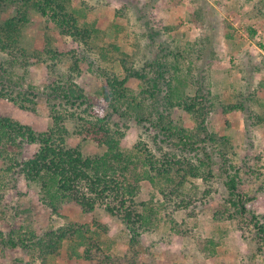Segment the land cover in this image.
<instances>
[{
    "label": "rangeland",
    "instance_id": "1",
    "mask_svg": "<svg viewBox=\"0 0 264 264\" xmlns=\"http://www.w3.org/2000/svg\"><path fill=\"white\" fill-rule=\"evenodd\" d=\"M253 5L259 6L263 13H255ZM70 9L80 25L91 31L87 44L61 36L54 26L31 11L29 21L22 27L20 47L30 55L40 50L49 37L51 44L65 53V58L50 72L47 63L51 65V60L39 62L30 57L25 64L19 52L13 55L1 53L2 58H17L14 76L25 74L22 84H19L20 89L31 85L37 94L34 111L22 110L10 99L0 98V112L10 114L37 132L45 131L51 120L46 96L42 93L44 85L52 75L55 78L64 75L70 67V59H78L80 72L70 77L88 97L80 109L86 107L87 115H109L111 122L122 123L124 135L121 146L125 151L131 153L138 142L143 141L158 155L156 145L151 142V128L138 123L133 116L119 118L116 117L118 113L113 114L111 104H114V96L108 86L105 87L101 75L104 72L110 75L121 73L116 50L132 55L134 62L144 67L160 51L169 54L182 52L188 58L180 62L184 71L192 69L197 74L199 69H206L214 95V106L208 116L209 129L229 139L230 148L226 150L232 170L240 171L242 188L256 198L253 211L264 215V0H73ZM12 10L2 11L0 20L12 16ZM201 21L205 22L204 25H200ZM208 40L211 41L209 45ZM204 45L212 47L216 54L214 60L210 58L206 62V56L200 59L202 52L209 53ZM14 81L19 80L15 78ZM127 85L138 90L135 81ZM192 88L190 86L191 93ZM244 90L254 95L246 112L238 110L224 115L222 107L234 101V94ZM149 106L151 104L147 102L146 109ZM259 118L261 120L257 121ZM171 119L177 125L191 130L195 128L191 117L180 108L171 111ZM66 125L70 131L66 139L69 146H77L87 155L101 154L106 149L105 145L74 133L72 122L66 121ZM162 146L170 147L166 143ZM15 149L9 147L8 151L13 153ZM35 149L34 144L24 145L23 157H28ZM174 151L180 152L177 148ZM0 167H4L1 159ZM248 168L257 170L250 172ZM218 171L214 168V177L208 184L201 179H186L184 192L196 198L188 209L173 212L175 220L183 223L182 233L177 234L168 222L160 218L151 231L141 235L136 246L141 252L137 264H264V238L252 239L255 233L249 214L235 219L219 218L217 214L223 209L226 198L225 174ZM156 183L159 188L164 185ZM140 188L137 200L147 203L162 201L160 191L148 180H142ZM207 188L209 193L202 196ZM0 193V209L4 210L0 211V229L4 231L15 224L30 226L42 234L48 228L68 221L92 225L97 222L100 227H105L93 234L102 253L120 258L128 249L127 230L120 220L102 209L82 212L74 205L62 204L59 213L55 214L42 202L39 187L34 183L27 184L22 177H18L14 185L8 176ZM196 239L213 241L203 244L202 249ZM67 248L64 242L58 254L43 260L23 253L18 247L0 248V264H97L96 260L69 257ZM79 250L83 251L84 247ZM104 254L98 259H105Z\"/></svg>",
    "mask_w": 264,
    "mask_h": 264
},
{
    "label": "trees",
    "instance_id": "2",
    "mask_svg": "<svg viewBox=\"0 0 264 264\" xmlns=\"http://www.w3.org/2000/svg\"><path fill=\"white\" fill-rule=\"evenodd\" d=\"M72 1L0 0V13L12 8L14 13L0 20V98L10 99L22 110H35L34 97L37 91L31 85L20 89L19 84H22L25 74L14 76L17 58H2L1 53L13 55L19 52L25 64H28L27 59L30 57H35L39 62L51 60V65L47 63L50 72L65 58V53L54 47L49 37H46L45 45L40 50L30 55L25 52V48L20 47L22 27L29 21L31 11L42 16L61 36L87 44L91 31L81 26L71 11ZM252 10L263 13L256 5H253ZM204 23L201 21L200 25ZM210 43L208 40V45ZM204 48H208L209 53L202 52L200 59L206 56V62L210 58L214 60L216 54L212 47L204 45ZM116 51L121 73L110 75L104 72L101 75L105 87L108 86L114 96V104H111L113 114L118 113L116 117L119 118L133 116L138 123L151 128V142L156 145L159 154H154L143 141L138 142L131 153L125 151L121 146L124 135L122 123L111 122L109 115H87L86 107L80 109L88 97L70 77L80 72L78 59H70L67 72L57 78L52 75L42 91L49 106V128L37 132L30 125L13 119L10 114L0 112V159L4 164V167H0V189L5 187L8 176L14 185L18 177H22L27 184L34 183L39 187L42 202L55 214L59 213L62 204L74 205L82 212L102 209L109 216L120 220L127 230L129 243L126 253L120 258L105 255L93 237L99 228L105 227H100L97 222L92 225L77 221L48 228L42 234L30 226L11 224L8 231L0 229V248L18 247L23 253L43 260L49 255L58 254L66 242L69 257L96 260L97 264H137L141 252L136 246L141 235L151 231L160 218L168 222L177 234L182 233L183 223L175 220L173 212L188 209L196 198L184 192L183 184L188 177L201 179L204 184H208L214 177V168L219 170L218 173L225 174L226 198L223 209L217 213L219 218L235 219L249 214L255 233L252 239L257 241L264 238V215L253 211L257 204L256 198L244 191L240 171H233L230 165L226 150L230 148L229 139L209 129L208 116L214 106V95L206 69H199L197 74L192 69L184 71L180 62L186 56L182 52L169 54L160 51L144 67L135 63L132 55L123 50ZM70 54L73 56L72 51ZM169 56L171 58L167 59ZM15 78L19 81L15 82ZM131 81L137 82L138 90L127 85ZM189 85L193 87L192 93ZM253 96L247 90L239 91L232 96L233 102L222 107V113L225 115L238 110L246 112ZM147 102L151 104L149 109H146ZM176 107L191 117L194 129L174 123L171 111ZM66 121L72 122L74 133L87 136L105 145L106 149L101 154L87 155L79 147L69 146L66 139L70 131ZM165 143L170 145L168 149L162 146ZM26 144H34L36 149L28 157H23ZM9 147L16 149L10 153ZM174 148L180 152H175ZM247 170L255 172L257 169ZM144 179L156 185L162 201L147 203L136 199L141 191L140 182ZM156 182L164 185L159 188ZM209 191L207 188L202 196ZM0 211L4 212L3 209ZM196 240L202 249L203 244L213 241ZM81 246L84 250L80 252ZM102 254L109 262L103 257L98 259Z\"/></svg>",
    "mask_w": 264,
    "mask_h": 264
}]
</instances>
